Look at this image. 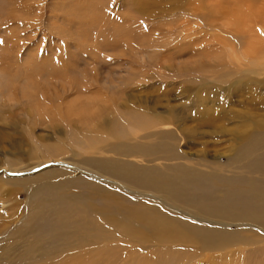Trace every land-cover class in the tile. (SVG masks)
Segmentation results:
<instances>
[{"label": "rangeland", "instance_id": "rangeland-1", "mask_svg": "<svg viewBox=\"0 0 264 264\" xmlns=\"http://www.w3.org/2000/svg\"><path fill=\"white\" fill-rule=\"evenodd\" d=\"M97 1L96 6L88 5V0H0V177L6 172L8 177L0 180V221L13 218L26 202L36 201L38 191L31 190L34 185L29 178L50 174L42 171L49 167L68 169L78 177L87 171L88 177L99 182L93 177L94 166L86 162L89 166L83 164L88 167L84 168L80 161L163 168L185 162L194 166L205 155L206 161L225 165L244 141V133L259 116L264 117V73L255 71L249 75L251 85L229 89L240 75L246 76L242 73L245 65H264V0H138L136 5L144 13L132 9L133 0ZM227 11L233 20L225 15ZM112 37L117 42L102 43ZM254 56V64H247V58ZM248 87L251 91L245 93ZM198 93L208 96L204 106L218 121L204 122L207 117L196 110ZM168 108L174 109L176 120L170 124L176 137L171 141L149 135L164 126L143 130L118 116L133 110L150 111V118H160L167 116ZM246 109L251 111L249 116L242 115ZM192 110L196 112L190 116ZM228 111H235L234 118L220 119ZM222 126L225 129L218 132ZM183 127L191 137L180 133ZM160 143L165 145L162 152L146 150ZM53 146L60 150H50ZM233 161L238 167L247 162ZM5 165L17 170L36 166L13 172ZM64 175L59 177L78 182L76 176ZM54 178L51 174L39 181ZM20 179L22 184L17 182ZM110 185L124 201L147 195L137 194L140 190L128 185L122 184L128 191ZM100 201L96 198L91 203ZM104 214L124 216L113 207ZM95 219L101 227L92 226L108 231L109 247L124 252L118 243L113 244L117 239L105 223L109 218ZM250 248L239 245L203 251L186 264H240L241 257L252 259ZM18 255L12 251L0 257V264H16ZM75 257L76 264L90 262ZM53 261L51 253L26 255V264ZM118 262L96 253L92 258L93 264Z\"/></svg>", "mask_w": 264, "mask_h": 264}, {"label": "bare ground", "instance_id": "bare-ground-1", "mask_svg": "<svg viewBox=\"0 0 264 264\" xmlns=\"http://www.w3.org/2000/svg\"><path fill=\"white\" fill-rule=\"evenodd\" d=\"M137 1L133 0L131 3V6L132 4L135 6L132 9L135 12L144 13V8L142 11L136 5ZM91 4L96 5L98 1L88 0V5ZM225 15L232 17L230 20L234 19L233 14L228 11ZM228 34L233 33L228 32ZM111 42L113 44L117 40L112 37L102 43L109 46ZM254 58L255 56L247 58L249 61L247 64H254ZM262 59L264 56L261 57ZM262 66H264L262 63L253 67L245 65L242 73L246 76L240 75L239 79L232 82L229 89L245 87L247 83L251 85L249 75L255 71L264 73ZM220 80H223L221 75ZM248 91H251L249 87L245 93ZM195 99L198 104L196 110L200 115L207 117L205 123L218 121L219 117L210 114V109L204 106L209 102L206 101L207 95L198 93ZM148 112L150 111L131 110L117 115L122 122L143 130L164 126L161 127L162 130L149 135H158L160 139L169 141L176 140L170 125L176 123V120H173L175 119L174 109L168 108L167 116L160 118L156 115L150 118ZM195 112V110L190 111V116ZM234 113L235 111H228L220 119L234 118ZM250 114L251 111L248 109L242 113L244 116ZM224 129L225 126H222L218 132ZM180 133L191 137L189 130L185 127L181 128ZM125 147L127 148V145ZM53 148L60 150L57 146L51 147L50 150ZM78 148L85 150L84 146ZM164 149L163 143H160L157 148L153 146L146 148L148 152L156 150L157 153ZM49 156L54 159L56 154H49ZM200 157L202 159L194 163V166H187L188 162H185L178 167L172 164L164 165L163 168L152 166L138 168L129 163L110 165L106 160L80 161L81 166L88 165L86 162L94 166L93 177L96 176L101 180L99 182L88 177L87 171L78 173L83 178L61 167H49L42 170L50 174L34 175L29 178L33 179L31 182L34 186L31 190L38 191L34 195L36 201L32 204L26 202L23 208L17 209L18 213L15 212L13 218L0 221V257L17 251L19 255L16 256V264H26V255L51 253L54 254L53 264H76V255L90 259V262L84 264H93L92 258L96 253L105 256L108 261H119L118 264H186L191 256L195 255L198 258L199 252H213L228 246L240 245L251 247L248 250L252 258L244 261V257H241L237 260L240 264H264V244L262 245L264 243L263 115L253 123L247 134L244 133V141L234 149L233 157H229L227 164L208 162L205 155ZM233 158L239 159L240 163L243 160L247 162L240 167L234 166L236 161L232 162ZM45 162L48 161L43 163ZM43 163L39 162V164ZM32 167L17 170L12 169L10 165H5L6 170L13 172L30 170ZM84 168L88 167L84 166ZM51 174L55 176L54 179L39 181L40 178ZM64 174L70 177L76 176L78 182L59 177L65 176ZM104 177L108 179H102ZM7 178L6 172L0 180ZM79 179L88 183L79 182ZM8 181L12 182L15 179H8ZM22 181L20 179L17 182L22 184ZM110 184H116L120 190L125 191H128L125 189L128 185L140 190L139 193L131 190L133 193L147 195L137 201H134L135 199L124 201L116 193L119 190L111 187ZM23 190L26 192V187L23 186ZM81 195L85 198H79ZM96 198H100L101 201L91 203ZM3 205L2 202L1 212L5 213L7 208H3ZM110 207L123 211L124 216L121 214H118L116 218L106 216L104 213ZM96 217L109 218L105 223L109 229H112L114 238L117 239L113 244L118 243V246L125 250L124 252L118 251L115 247H109L110 235L107 230L102 231L99 228L101 224L95 219ZM93 224L99 227L92 226ZM121 240H125L127 244L124 245L120 242ZM145 248H150L151 251L147 252Z\"/></svg>", "mask_w": 264, "mask_h": 264}]
</instances>
